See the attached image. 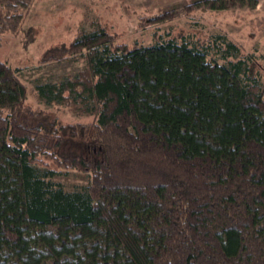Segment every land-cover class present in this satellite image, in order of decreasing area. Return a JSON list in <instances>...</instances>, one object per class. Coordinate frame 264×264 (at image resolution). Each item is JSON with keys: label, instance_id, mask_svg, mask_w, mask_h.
Listing matches in <instances>:
<instances>
[{"label": "trees", "instance_id": "trees-1", "mask_svg": "<svg viewBox=\"0 0 264 264\" xmlns=\"http://www.w3.org/2000/svg\"><path fill=\"white\" fill-rule=\"evenodd\" d=\"M32 1L0 0V34L21 30ZM256 4L192 0L140 21ZM75 56L83 67L35 89L92 121L28 106L0 60V264H264V54L225 33L144 45L98 26L40 61ZM60 169L89 184L66 189Z\"/></svg>", "mask_w": 264, "mask_h": 264}, {"label": "rangeland", "instance_id": "rangeland-1", "mask_svg": "<svg viewBox=\"0 0 264 264\" xmlns=\"http://www.w3.org/2000/svg\"><path fill=\"white\" fill-rule=\"evenodd\" d=\"M192 0H33L23 10L22 28L0 34V60L18 68V76L27 86L26 104L43 108L63 122L92 121L93 116L78 105L46 101L35 89L39 83L73 74L84 66L80 57L63 61L41 62L43 50L64 46L80 29L95 30L103 26L116 36V42H139L150 45L158 35L184 31L187 35L208 36L225 33L243 52L264 54V2L254 7L232 5L213 10L198 7L186 10L172 20L142 25L140 17L163 9H182ZM31 29L34 40L25 45L23 30ZM66 189L89 184L88 173L60 169L53 177Z\"/></svg>", "mask_w": 264, "mask_h": 264}, {"label": "crops", "instance_id": "crops-1", "mask_svg": "<svg viewBox=\"0 0 264 264\" xmlns=\"http://www.w3.org/2000/svg\"><path fill=\"white\" fill-rule=\"evenodd\" d=\"M263 2H264V0H258V4L263 3Z\"/></svg>", "mask_w": 264, "mask_h": 264}]
</instances>
